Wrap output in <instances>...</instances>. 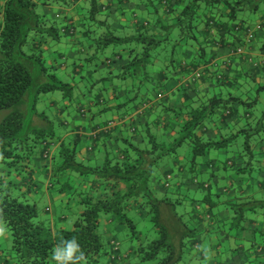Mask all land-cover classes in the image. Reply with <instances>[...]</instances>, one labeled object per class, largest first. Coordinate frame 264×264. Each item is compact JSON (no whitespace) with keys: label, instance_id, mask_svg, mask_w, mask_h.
<instances>
[{"label":"clouds","instance_id":"obj_1","mask_svg":"<svg viewBox=\"0 0 264 264\" xmlns=\"http://www.w3.org/2000/svg\"><path fill=\"white\" fill-rule=\"evenodd\" d=\"M0 264H264V0H0Z\"/></svg>","mask_w":264,"mask_h":264},{"label":"crops","instance_id":"obj_2","mask_svg":"<svg viewBox=\"0 0 264 264\" xmlns=\"http://www.w3.org/2000/svg\"><path fill=\"white\" fill-rule=\"evenodd\" d=\"M150 10L155 11L154 9H150ZM57 58L60 60L61 63H64L62 57H60L59 54L57 55ZM201 62H203V61H201ZM85 63H87V61ZM257 90L259 91V86H257ZM221 151L223 152V149H221ZM191 154L192 153H190L189 157H188L190 160L192 158ZM225 159H227V158L225 157ZM63 180L65 181V183H70L73 186H75V177H63ZM53 183H56L55 179L53 180ZM58 190H59V184H56V188L53 189V193L55 194V192L58 191ZM216 199L218 200L219 197L217 196ZM236 234H237V229L233 228L232 229V235H236Z\"/></svg>","mask_w":264,"mask_h":264},{"label":"trees","instance_id":"obj_3","mask_svg":"<svg viewBox=\"0 0 264 264\" xmlns=\"http://www.w3.org/2000/svg\"><path fill=\"white\" fill-rule=\"evenodd\" d=\"M179 21H177V23H178ZM193 42H195V38H193ZM183 43H187V38L183 41ZM45 67H47V66H45ZM57 90H58V88H57ZM79 146L77 145V148H78ZM191 156H192V158H191V160H194L195 159V155H194V153H192L191 154ZM62 163H63V161H62Z\"/></svg>","mask_w":264,"mask_h":264}]
</instances>
